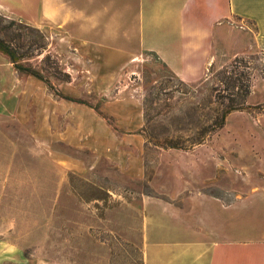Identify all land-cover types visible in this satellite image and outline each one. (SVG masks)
I'll return each instance as SVG.
<instances>
[{
	"label": "rangeland",
	"instance_id": "rangeland-1",
	"mask_svg": "<svg viewBox=\"0 0 264 264\" xmlns=\"http://www.w3.org/2000/svg\"><path fill=\"white\" fill-rule=\"evenodd\" d=\"M12 2L0 12L15 24L40 29L48 45L22 59L44 78L18 70L0 51V264H143L141 237L127 233L141 225V197L167 196L158 188L165 168L181 169L191 181L194 171L202 170L201 189L226 199L247 190L249 170H264V134L247 132L264 102L229 112L224 126L204 142L170 146L189 144L199 118L226 107L223 69L235 56H247L253 84H262L264 52L221 51L206 76L192 83L177 77L156 54L142 56L128 79L143 97L145 175L111 173L117 164L97 156L92 145L105 143V128L114 125L107 99L121 77L108 76L97 47L67 44L51 25L60 21L45 15L40 24L49 27H37L36 0ZM62 2L45 0V13L60 15ZM263 95L257 88L252 99ZM123 197L135 206L119 205Z\"/></svg>",
	"mask_w": 264,
	"mask_h": 264
},
{
	"label": "crops",
	"instance_id": "crops-1",
	"mask_svg": "<svg viewBox=\"0 0 264 264\" xmlns=\"http://www.w3.org/2000/svg\"><path fill=\"white\" fill-rule=\"evenodd\" d=\"M51 1H63L61 14L47 15L45 0H36V26L49 27L40 24L45 15L60 23L65 17L66 24L51 25L67 44L97 47L108 76L121 77L107 99L114 127L106 126L105 143L92 145L97 156L117 164L111 173L145 175L143 97L128 79L142 56L156 54L192 83L206 76L221 51L264 52V0ZM9 4L12 0H0L1 8ZM257 88L264 94V82L253 84L247 103L264 102V95L252 99ZM256 114L259 120L247 125L249 135L264 134V107ZM199 173L194 171L191 181L181 169L165 168L158 188L167 196L141 197V225L127 235L141 237L143 264H264V170H249L247 190L232 199L201 189L204 174L197 181ZM119 205L135 206V201L123 197Z\"/></svg>",
	"mask_w": 264,
	"mask_h": 264
},
{
	"label": "trees",
	"instance_id": "trees-1",
	"mask_svg": "<svg viewBox=\"0 0 264 264\" xmlns=\"http://www.w3.org/2000/svg\"><path fill=\"white\" fill-rule=\"evenodd\" d=\"M16 22L15 19L10 20L0 12V51L9 56L18 70L27 71L37 77L44 78L39 70L31 65H26L22 59L26 56L34 55L35 51H38V54L43 53L48 45L46 36L38 28L31 29V26L28 24H15ZM13 27L17 28L16 32H13ZM35 30H38L37 35L32 34ZM238 62L244 65V69L239 70L240 64H238ZM223 70L226 77V89L228 90L227 93L222 94L224 99H228V101L225 102L226 107L222 112L217 111L212 114L205 113L203 118H199L196 122L197 134L188 138L189 144L176 141L170 143V146L189 147L204 142L211 137L217 129L224 126L226 116L229 112L237 109H244L247 106L246 99L251 92L254 78L253 67L247 65V56H235L231 66H226ZM261 73L264 75V69Z\"/></svg>",
	"mask_w": 264,
	"mask_h": 264
}]
</instances>
